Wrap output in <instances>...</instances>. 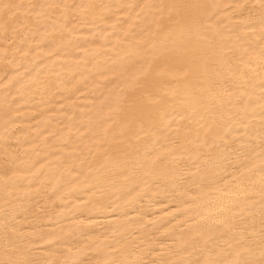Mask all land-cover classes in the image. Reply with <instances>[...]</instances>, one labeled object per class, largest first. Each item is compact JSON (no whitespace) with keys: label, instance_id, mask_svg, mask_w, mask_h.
Returning a JSON list of instances; mask_svg holds the SVG:
<instances>
[{"label":"bare ground","instance_id":"bare-ground-1","mask_svg":"<svg viewBox=\"0 0 264 264\" xmlns=\"http://www.w3.org/2000/svg\"><path fill=\"white\" fill-rule=\"evenodd\" d=\"M0 264H264V0H0Z\"/></svg>","mask_w":264,"mask_h":264}]
</instances>
